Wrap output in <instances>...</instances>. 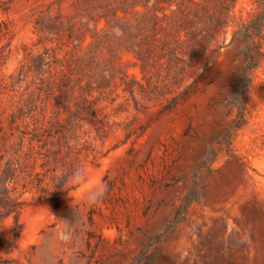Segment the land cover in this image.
I'll return each instance as SVG.
<instances>
[{
    "label": "rangeland",
    "instance_id": "rangeland-1",
    "mask_svg": "<svg viewBox=\"0 0 264 264\" xmlns=\"http://www.w3.org/2000/svg\"><path fill=\"white\" fill-rule=\"evenodd\" d=\"M0 264H264V0H0Z\"/></svg>",
    "mask_w": 264,
    "mask_h": 264
},
{
    "label": "trees",
    "instance_id": "trees-1",
    "mask_svg": "<svg viewBox=\"0 0 264 264\" xmlns=\"http://www.w3.org/2000/svg\"><path fill=\"white\" fill-rule=\"evenodd\" d=\"M252 19L253 17H248V19L243 20L242 22L245 23V29L243 32L245 64L242 67L241 74L234 91L238 100L239 112L243 118L246 115L247 103L249 99V86L253 77V68L256 67L254 59L255 57L260 58V55L262 54L261 45L258 40L259 23L256 21L253 25H249L248 23H251L249 20L252 21Z\"/></svg>",
    "mask_w": 264,
    "mask_h": 264
},
{
    "label": "clouds",
    "instance_id": "clouds-1",
    "mask_svg": "<svg viewBox=\"0 0 264 264\" xmlns=\"http://www.w3.org/2000/svg\"><path fill=\"white\" fill-rule=\"evenodd\" d=\"M64 176H67V182L64 185L67 184L71 187L82 189L81 199L88 205L98 204L107 191V185L98 183L93 184L91 182L88 171L84 165H77L72 168L70 172L61 173L59 180ZM93 194H95L94 199ZM69 238L68 234L61 236V239H64L65 242H68Z\"/></svg>",
    "mask_w": 264,
    "mask_h": 264
}]
</instances>
